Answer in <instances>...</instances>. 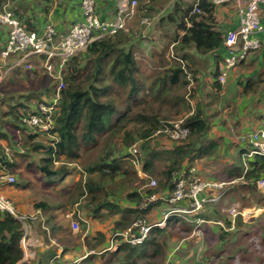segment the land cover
<instances>
[{
    "label": "trees",
    "instance_id": "trees-1",
    "mask_svg": "<svg viewBox=\"0 0 264 264\" xmlns=\"http://www.w3.org/2000/svg\"><path fill=\"white\" fill-rule=\"evenodd\" d=\"M0 1L3 5L7 0ZM193 7L194 4L183 11L177 24V30L184 31V34L174 48L173 56L169 57L171 59L167 60L164 54L154 59L155 69L160 70L150 77L148 85L129 45V34L124 31L96 40L73 56L65 66V88L54 106L53 130L49 133L39 127L28 129L22 122L24 117L38 112L39 104L50 105L52 102L39 98L42 94L40 89L46 87L45 93L48 94H54L56 89V83L41 68L44 58H35L30 64L31 69L17 73L15 81L25 82L28 85L26 89L41 102L30 108L19 100H0V138L7 142L10 151L7 157L0 147V176L6 172L14 177V183L9 186L22 190L52 189L54 194L63 198L65 212L73 209L74 205L81 211V216L75 215L74 218L83 226L82 231L86 228L85 221L101 222L106 217H116L113 227L107 232L108 241L137 221L144 226L159 223L148 218L154 208H189L188 200L175 205L168 201L174 190V178L182 172L189 175V170H196V166L219 147L216 142L208 145L205 142L210 139L215 126H223L220 106L225 105H220L218 97L221 91L218 66L213 74V87L205 93V90L199 92L184 65V49L193 45L199 52L208 53L222 46L225 37L213 28V14L218 6L208 0H199L198 13L193 12ZM9 9L14 13L11 7ZM185 19L191 23L188 29L184 26ZM179 120L189 130L184 139L176 141L165 133L156 134L170 122ZM7 130L9 134L12 131L10 139L5 133ZM134 144L138 147L142 172L157 177L154 188L144 187L148 178H140L130 163L127 149ZM250 150V144L243 142L236 154L239 155L237 173L226 177L227 182L242 178L245 184L238 180V185L234 182L220 190L209 191L208 196H220L217 204L206 203L189 214L168 213L165 226L151 228L147 238L136 246L116 237L120 245L114 252L108 251V247L99 248L104 244V234L97 232L90 239L86 236V247L94 253L86 256L81 264H97L96 259L103 260L104 264H138L140 260L142 264L146 263V259L160 253L159 236L169 238L173 233H189L191 224L199 222L202 224L199 230L210 235L207 252L218 260L213 263L205 258L193 264L242 263L243 260L239 259L250 245L248 237L253 235L251 231L258 234L264 245V215L261 216L262 223L255 228L238 216L233 225L235 231H227L231 221L219 216L217 205L230 197L234 203L239 202L240 208L263 206L264 195L258 191L256 182L264 180V156L255 155L244 162L242 155ZM195 174L200 176L199 171ZM150 196L155 200L148 201ZM122 199L127 202L125 207L118 205ZM34 207L46 211L50 204L41 200ZM49 221L52 219L46 220ZM218 221H222L224 226L213 232L207 225ZM32 226L48 243L47 233L41 228V219L33 221ZM60 228L56 222L53 223L51 235ZM136 231V228L132 229L133 233ZM22 235L20 222L7 212H0V264H17L22 259ZM50 250L43 254L44 258L41 257L38 264L45 258L54 261L56 253Z\"/></svg>",
    "mask_w": 264,
    "mask_h": 264
},
{
    "label": "crops",
    "instance_id": "crops-1",
    "mask_svg": "<svg viewBox=\"0 0 264 264\" xmlns=\"http://www.w3.org/2000/svg\"><path fill=\"white\" fill-rule=\"evenodd\" d=\"M6 2H9V0ZM80 2L81 0H11L9 7L13 9L19 21L28 30L39 33L45 24L52 22L59 33H64L71 25L82 20ZM194 2L195 0H138L136 13L127 24V29L124 32L129 34V45L141 66L140 69L146 85L149 84L150 77L155 71L160 70L159 68L155 69L154 59L160 54H164L167 60H170L169 57L173 56L174 48L184 34V31L177 30V24L180 22L183 11L188 7H192ZM118 4L119 0H97L96 12L102 20H113L117 13ZM1 5L2 1H0V8ZM144 19L147 21L146 24L142 23ZM213 19V28L224 37L226 32L235 30L239 25L237 4L231 2L216 7ZM260 23L262 26V31L259 34L261 49L229 72L227 80L224 84H221V91L218 94L222 103L220 105H226H219L222 113L220 119H222L223 126L218 127L220 125L217 123L218 125L216 124L217 126L213 128V130L217 129V133H224L223 145L218 148L226 152L230 149L229 144H232L233 151H235V156L232 155L231 160L228 157L226 158L229 160L228 163L232 164L229 170H226L227 176L228 174L237 173L236 167L238 166L239 155L236 154L242 148L243 142L232 139L235 141L233 142L230 136H227L224 121L227 120L228 122L230 120V123H233L237 129L239 128V135L248 134L252 130L264 129V5L261 7ZM184 26L188 29L191 27V23L185 19ZM5 43L6 30L0 27V53L4 49ZM182 53L186 56L184 65L188 68L187 72L188 74L191 73L194 84L199 87V92L205 90V93H209L213 87V74L216 66L219 67L228 55L224 41L222 46L208 53L199 52L193 45L184 49ZM35 58L37 57L30 56L27 63L33 64ZM16 59V55L3 59L0 54V77H3L0 82V100L12 99L13 102L19 100L22 104L32 108L41 101L38 102L35 99L36 96L30 94L26 89L28 85L25 82L15 81L17 73L28 71L23 64L15 65ZM45 90L46 87L40 89L42 93L39 95L40 100L53 101L56 95L55 92L54 94H48L45 93ZM224 108L231 109V112L228 113L227 111L225 114ZM7 132L5 133L8 138L11 137L12 131H10V134L8 130ZM221 137L222 135L219 136V139ZM0 147L2 149L9 148L7 142L1 138ZM77 168L79 171V167ZM77 178L78 176L75 177V179ZM235 180H239V178L233 179V181ZM220 182L229 183L227 178ZM0 193L4 196L7 195L6 197L10 200L11 198L8 196L11 193L21 194V198L30 197L28 199L30 205L27 207H22L23 200L20 198L14 204L23 214L35 212L37 209L34 206L38 201L44 200L50 204V208L46 211L39 210L42 221L41 228L42 231L45 230L47 233L48 243L44 240L42 233L31 226L30 239L34 243L31 247L34 250V256L29 261L21 259L17 264H38L40 258H44L43 254L48 253L50 249L51 252L56 253L53 256L54 261L51 262V258V260L45 258L41 264H47V262L48 264H81L86 256L94 253L93 250L86 247L84 238L87 236L90 239L97 232L104 234L105 239L104 244L99 247L100 249L108 247L110 244L107 232L113 227L116 217H106L101 222L84 220L89 230L77 233L71 230V219L68 218V215L70 216V213L74 211L75 205L73 209L65 212L63 198L58 194H54L52 189L44 191L37 188L22 190L0 186ZM118 205L125 207L127 203ZM47 219H52V221L46 222ZM55 222L61 228L51 235L50 226ZM83 232L87 234H83Z\"/></svg>",
    "mask_w": 264,
    "mask_h": 264
},
{
    "label": "built area",
    "instance_id": "built-area-1",
    "mask_svg": "<svg viewBox=\"0 0 264 264\" xmlns=\"http://www.w3.org/2000/svg\"><path fill=\"white\" fill-rule=\"evenodd\" d=\"M215 6H222L231 2L237 4L239 14V25L235 30L225 33L224 46L227 49L228 55L218 67V81L224 84L227 80L229 72L236 66L238 62L246 59L251 53L257 51L261 47L259 34L262 31L260 23L261 7L264 5V0H208ZM96 0H81L80 9L82 20L71 25L64 33H59L52 22L45 24L41 32L27 30L14 13L9 9V2H6L0 8V27L6 30V43L1 51V57L7 59L12 55H16L15 65L23 64L26 69H31V65L27 63L30 56H35L38 59L43 57L41 68L56 83L55 98L50 105L39 104L38 112L30 114L22 119L23 124L28 129L39 127L42 131L49 133L53 130L52 113L54 106L61 97V92L64 90V71L67 62L79 52L84 51L94 41L105 36L114 35L120 31H126L127 24L134 17L137 8V0H119L117 13L113 20H102L95 9ZM199 0H195L193 12L198 13ZM146 19L143 24H146ZM3 77H0V82ZM165 133L172 140L184 139L189 130L182 126V120L170 122L163 131H157L156 134ZM155 134V135H156ZM251 150L242 155V160L258 155L264 156V129L250 132L246 137ZM243 141V142H245ZM137 144L132 145L127 149L129 160L137 175L141 178L146 176L139 171V159ZM4 153L9 157V148H4ZM22 152V151H20ZM246 171V168L244 169ZM195 170H189V175L185 172L177 174L174 178V190L168 201L175 205L181 201L188 200L189 208L170 209L168 213L189 214L198 211L204 204L216 202L219 195L208 196L210 190H220L225 185L233 182H214L202 180L195 174ZM242 184L245 182L242 178L239 179ZM14 183V177L5 172L0 176V186H9ZM259 189H264V180L256 182ZM157 183L153 179H149L144 187L154 188ZM155 200V197L150 196L148 201ZM0 212H7L14 219L20 222L23 228V235L20 240L22 249L23 261H29L34 256V250L31 248L34 243L31 242L30 233L33 221L41 219L39 210L33 214H23L17 211L14 203L0 194ZM165 214V218L167 217ZM79 217V210L75 206L71 216V227L73 231L78 229V221L74 216ZM164 218V220H165ZM154 224L152 226H144L141 221L135 222L130 228L124 232L116 233L110 238L108 251L117 250L120 245L116 241V237L132 246L141 244L148 236V233L153 227H164L165 222ZM141 224V225H140ZM136 228V232L132 229Z\"/></svg>",
    "mask_w": 264,
    "mask_h": 264
},
{
    "label": "rangeland",
    "instance_id": "rangeland-1",
    "mask_svg": "<svg viewBox=\"0 0 264 264\" xmlns=\"http://www.w3.org/2000/svg\"><path fill=\"white\" fill-rule=\"evenodd\" d=\"M156 72V71H155ZM224 113L226 114L227 111L228 113L231 112V109L224 108ZM225 118V117H224ZM228 118V117H227ZM225 133L227 136L229 135L231 140L234 139L235 141L243 142L245 141V137L247 136L246 134L239 135L238 131L239 128L237 129L233 123H230V120H225ZM238 127V126H237ZM217 130V129H216ZM216 130L212 131V135L210 136V139L208 141L206 140L205 144L208 145L210 142H216L219 147L223 145L222 138L224 137V133H217ZM254 131V130H252ZM250 131V132H252ZM249 132V133H250ZM248 133V134H249ZM238 134V135H237ZM222 137L219 139V136ZM237 135V138L235 139V136ZM226 136V135H225ZM230 141V140H229ZM233 141V140H232ZM233 141V142H235ZM222 143V144H221ZM230 149L225 151L219 150V148L214 151V153L210 156L204 159L201 163H199L196 167L197 169L195 170L196 172H200V178L205 181H215V182H220L224 181L227 173L226 170H229L230 166L232 164L228 163V159H232V155L235 156V151H233L232 144H229ZM138 149V147L136 148ZM228 153V154H227ZM139 171L143 173L147 178H151L155 180L157 183V177H150L142 170L139 168ZM145 177V178H146ZM143 178V176L141 177ZM262 180V179H261ZM226 183V182H225ZM240 184V182H236V185ZM235 185V184H234ZM8 188L13 189L12 186H8ZM258 191L264 195V189L261 188L259 189L257 187ZM1 194V193H0ZM2 195V194H1ZM4 196V195H3ZM7 196V195H6ZM4 196V197H6ZM11 201L15 204V202L20 198L23 200L22 207H27L30 205V202L28 199L30 197H22L21 194L18 193H11L10 196ZM7 198V197H6ZM219 200V199H218ZM218 200L215 202L217 204ZM127 203L125 200H120L118 204H124ZM16 206V205H15ZM123 206V205H121ZM217 211L219 213L220 217H224L228 220L231 221V227L230 229H226L227 231H235L234 229V223L235 220L238 216L242 218V221L244 223H249L253 228L256 227V225H260L262 223V215H264V204L263 206L259 205H253L252 207L249 208H240L239 202L234 203V200L232 198H227L225 199L222 204L217 205ZM20 207V208H22ZM16 209L18 212L19 209L16 206ZM75 209V208H74ZM78 209V207H77ZM22 210V209H20ZM168 208L163 206L162 208H154L153 211L149 214L148 218L155 220L157 222H160V220H164L165 214L168 212ZM32 212V211H31ZM81 212V211H80ZM79 212V216H81ZM34 212L30 213L33 214ZM261 217V218H260ZM68 218L72 219L71 216L68 215ZM259 219V220H257ZM70 223V222H69ZM90 223V222H89ZM90 226V225H89ZM209 226V229L212 230L213 232H218L220 228L224 226L222 221L216 222V224H211L207 225ZM191 231L189 233H180L179 234H174L171 237L167 236H159V242H160V253L158 255H155L154 258H148L145 260L146 263L143 264H193L197 260H203L206 258L208 261L217 263V258L216 257H211L208 254V249L210 248L209 242H207V239L210 235H207L204 231L199 230L202 227L201 222L197 224H191ZM211 227V228H210ZM70 228L71 230V223H70ZM87 228V225H86ZM163 228V227H161ZM83 226L78 224V229L77 233L82 232ZM88 231L89 228L85 229L84 231ZM253 235L251 234L248 237V242L250 245H248V248L246 251L242 254V257L239 260H243L242 263H234V264H264V257L262 255L264 254V245H262V241L258 238V234H256L254 231H251ZM83 234H87L86 232H83ZM181 238V239H180ZM185 238V239H183ZM258 238V240H257ZM254 242V243H253ZM231 243H234V240H232ZM165 245V246H164ZM230 245V244H229ZM232 250H234L233 245H231ZM114 252V251H113ZM260 258V259H257ZM252 259H256L253 260ZM237 260V261H239ZM206 262V261H205ZM97 264H104L103 260L96 259ZM114 264H119V262H116ZM138 264H142V260L138 262Z\"/></svg>",
    "mask_w": 264,
    "mask_h": 264
}]
</instances>
